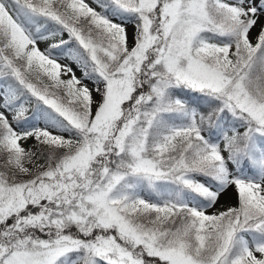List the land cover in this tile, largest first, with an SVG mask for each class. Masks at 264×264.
<instances>
[{
  "label": "snow or ice",
  "instance_id": "obj_1",
  "mask_svg": "<svg viewBox=\"0 0 264 264\" xmlns=\"http://www.w3.org/2000/svg\"><path fill=\"white\" fill-rule=\"evenodd\" d=\"M0 264H264V0H0Z\"/></svg>",
  "mask_w": 264,
  "mask_h": 264
},
{
  "label": "rangeland",
  "instance_id": "obj_2",
  "mask_svg": "<svg viewBox=\"0 0 264 264\" xmlns=\"http://www.w3.org/2000/svg\"><path fill=\"white\" fill-rule=\"evenodd\" d=\"M40 47H41V48H44L45 45H44V44H41ZM73 67H74V66H73ZM79 74H80L79 71H77V75H79Z\"/></svg>",
  "mask_w": 264,
  "mask_h": 264
}]
</instances>
